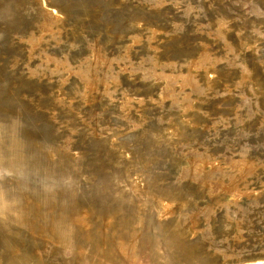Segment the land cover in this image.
<instances>
[{
  "label": "rangeland",
  "instance_id": "rangeland-1",
  "mask_svg": "<svg viewBox=\"0 0 264 264\" xmlns=\"http://www.w3.org/2000/svg\"><path fill=\"white\" fill-rule=\"evenodd\" d=\"M0 264H264V0H0Z\"/></svg>",
  "mask_w": 264,
  "mask_h": 264
}]
</instances>
